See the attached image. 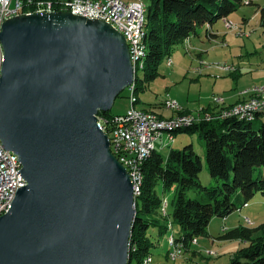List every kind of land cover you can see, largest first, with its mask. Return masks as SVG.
<instances>
[{"label":"water","instance_id":"95a60500","mask_svg":"<svg viewBox=\"0 0 264 264\" xmlns=\"http://www.w3.org/2000/svg\"><path fill=\"white\" fill-rule=\"evenodd\" d=\"M0 41V142L26 182L0 264H129L133 185L98 118L135 81L125 36L61 12L9 19Z\"/></svg>","mask_w":264,"mask_h":264},{"label":"trees","instance_id":"16d2710c","mask_svg":"<svg viewBox=\"0 0 264 264\" xmlns=\"http://www.w3.org/2000/svg\"><path fill=\"white\" fill-rule=\"evenodd\" d=\"M243 5V0H151L147 10V35L144 42L147 54L141 70L145 78L139 77L141 71L136 75L135 107L145 104L139 94L146 92L147 84L161 76L160 67L163 61L171 58L175 47L190 43L193 37L199 35L200 28L213 27L219 21L229 19ZM258 8L261 26L264 27V5ZM207 32L210 37L211 29ZM217 100L216 98L215 101ZM236 107L223 109L218 113L204 110L194 115L183 112L179 106L176 109L178 114L171 118H162L148 110V113L159 119L195 116L191 117L190 123L165 134L172 139L179 134H198L205 142L206 162L215 184H202L200 175L203 160L192 144L182 150L172 148L167 157L155 147L143 166L144 186L142 195L138 198L140 202L136 204L129 264H143L148 256L153 259L156 247L152 234L154 229L158 232L156 238H161L172 229L173 222L169 219L168 210L167 214L165 210L162 212L164 197L159 196V187H162L164 193L176 187L174 220L183 230L180 237L172 234L169 238L170 259L175 248L182 246V256H185L192 245H198L200 238L208 237L213 219H226L236 211H241L258 194L264 197V111L256 113L253 119L224 115L233 112ZM224 110L230 111L222 113ZM98 116L105 122V132L110 134L115 126V119L120 115L111 116L109 111L99 112ZM216 122L220 123L219 127L213 125ZM167 138L163 140L168 144L165 143L162 148L172 143ZM190 192L197 193V198H190ZM223 233L220 240L249 244L238 250L229 264H264L263 224L259 228L238 225ZM207 251L205 255L209 258L219 255L217 252V256L212 257Z\"/></svg>","mask_w":264,"mask_h":264},{"label":"rangeland","instance_id":"374dc122","mask_svg":"<svg viewBox=\"0 0 264 264\" xmlns=\"http://www.w3.org/2000/svg\"><path fill=\"white\" fill-rule=\"evenodd\" d=\"M243 1L244 5L228 19L235 26L234 29H228L224 21H219L214 25L215 31L219 32L218 40L210 41L207 37V28L202 27L198 30L199 35L193 37L190 43L187 42L175 47L171 58L163 61L160 67L162 76L148 83L146 92L139 94L144 100L143 102L165 104L167 101H176L169 99L167 91L171 87L174 89V94H178L179 98L183 100L187 99L189 90H191L192 96L189 99L193 103L202 104L201 108L199 105L196 106L200 112L202 109H208L212 105L213 109L215 108L218 113L223 109L236 107L247 100L252 101L256 97L259 98L260 95L257 96V93L264 89V27L261 26L258 7L264 5V0ZM250 2L252 4H249ZM147 3L151 4V0H147ZM147 16L148 13H146ZM139 77L145 78L144 72L141 71ZM259 87L262 88L256 89ZM130 93L131 91L129 92L126 89L121 97L116 100L113 109L110 111L111 116L126 114L130 108V99H128ZM240 93L242 96H246H243L244 98L238 103L230 105V97H235V95H240ZM248 95L252 97L248 98ZM216 98L218 99L217 101H215ZM206 102L207 105L203 107ZM176 103L179 104L178 101ZM132 105L134 104L132 103ZM166 108L178 112L176 109ZM230 110H224L222 113H227ZM195 114L197 113L195 112ZM213 125L219 127L220 123L216 122ZM184 137H187L185 145H177L175 147L173 144L165 149L157 145L156 148L160 150L163 156L167 157L172 148L182 150L185 146L192 144L195 152L203 160V171L200 175L202 184L204 186H209L211 183L214 185V180L210 177L206 162L205 142L198 134L178 135V139ZM178 139H176L177 142L179 141ZM163 141L158 142V144ZM158 194L160 197H164L162 212L164 213L165 210L167 214L168 210L169 219L173 222V226L161 238H156L158 235L157 229L152 231L156 242V247L153 250L157 259L156 264H195L182 261L181 258L184 255L177 259H174V257L170 259L169 253L167 258L169 248L171 250L169 238L172 234L180 237L183 230L174 220L177 199L176 187L166 193H164L162 187H159ZM188 196L197 198L198 194L190 192ZM137 202H140L139 199ZM217 219V221H222L220 218ZM228 224H240L246 228H259L262 224L264 225V197L258 194L241 211H236L232 214ZM216 228L215 238H219L220 235L224 234L225 229L222 228V224L217 225ZM205 238L202 237L200 240ZM218 242L222 243L220 239H218ZM238 250V248H235V252ZM207 252L209 256H217L215 250Z\"/></svg>","mask_w":264,"mask_h":264},{"label":"built area","instance_id":"2783aa9c","mask_svg":"<svg viewBox=\"0 0 264 264\" xmlns=\"http://www.w3.org/2000/svg\"><path fill=\"white\" fill-rule=\"evenodd\" d=\"M142 5L143 0L129 4L123 0H3L0 1V33L7 20L20 15L70 12L86 19L104 21L121 32L128 42L132 60L138 55L136 39L138 28L142 26ZM224 24L230 27L233 25L228 19ZM4 61V50L0 41V76ZM128 90L130 92V88ZM129 99L130 108L126 114L115 119V126L110 132V142L112 153L127 168L131 179H135L139 153L149 129L156 125H174V120L182 118L176 116L172 119H151L147 112L132 105L131 93ZM173 102L176 101H167L165 104L171 106ZM252 108H264V103L252 105L247 100L240 103L232 113ZM100 126L104 129L101 123ZM163 139L158 138L156 146ZM167 139L169 142L174 141L172 138ZM24 186L26 182L21 174L18 157L7 151L0 142V217L11 210L18 190Z\"/></svg>","mask_w":264,"mask_h":264},{"label":"crops","instance_id":"0c3cea01","mask_svg":"<svg viewBox=\"0 0 264 264\" xmlns=\"http://www.w3.org/2000/svg\"><path fill=\"white\" fill-rule=\"evenodd\" d=\"M123 1L125 3L129 4V3L137 2L138 0H123ZM143 3L146 6V10H148L147 8H148L149 4L147 3V0H143ZM250 4H252V2H250ZM209 28L211 29V34H210V37L207 36L208 39L210 41L218 40L219 39V32L215 31L214 26L213 27H207V31ZM161 76H162V73H161ZM167 93H168V96L170 97L169 99L176 100L179 102L180 106L182 107L183 112H187L190 114L194 113V115H195V112L197 114H200V113H198V112H200V110L198 111L199 108H197L196 106L199 105L201 108L202 104L193 103L190 100L191 96H192L191 90H189V93H188L186 100L179 98L178 94H174V89L172 87L168 88ZM243 96H246V95H243ZM243 96L240 93V95L238 94V95H235V97H230V105L238 103L241 99L244 98ZM207 101H208V99H207ZM144 103L146 105L142 103L141 105H138L137 108L145 110V111L152 110L162 118H171V117L175 116L176 114H178V112L167 109L165 107V104H157V103H151V102H149V103L144 102ZM206 105H207V102L204 104L203 107H205ZM204 110H208L209 112H216V109L215 108L213 109L212 105H210L208 109L207 108L202 109V111H204ZM176 139H178V135L174 137V141L172 143H170L168 145V147H166V148L171 147L173 144L175 147H177V145H185L187 143V137L178 139L179 140L178 142L176 141ZM165 143L168 144L167 141H163L162 143H159L157 145H158V147L162 148ZM162 149H165V148H162ZM174 149H176V148H174ZM177 150H179V148H177ZM230 217H228L226 219H222V221H217L218 220L217 218L213 219L211 224H210V227H209V236L205 239H201V240L199 239L198 245L197 244H195L196 246L192 245L190 250L188 252L186 251L185 256L181 260L186 261V262H192L195 264H229L233 255L237 252V251L235 252V248L236 249L238 248L240 250L241 248H245L249 245L248 243L241 242V241H223V240H221L222 243L225 244V245H223L222 243L218 242V239H220V237L222 235H220L219 238H215V230L217 229L216 228L217 225L222 224V228L225 229V231L231 230L233 228H236L238 225H240V224H237V225L230 224L229 225L228 222L230 220ZM224 242H231V243H224ZM169 250H170V248H169ZM169 250H168V252H169ZM207 250H215L219 254L218 257H216V258L207 257L205 255V251H207ZM207 254H208V252H207ZM156 260H157L156 256L154 255V263L155 264H156Z\"/></svg>","mask_w":264,"mask_h":264},{"label":"bare ground","instance_id":"6f19581e","mask_svg":"<svg viewBox=\"0 0 264 264\" xmlns=\"http://www.w3.org/2000/svg\"><path fill=\"white\" fill-rule=\"evenodd\" d=\"M0 1H3V0H0ZM57 13H61V12H57ZM62 13H65V12H62ZM67 13H70V12H67ZM146 13H147L146 6L143 3L142 8H141L142 26L140 28H138V35H137V39H136V46L138 47V55H136L134 58H132V64H133L135 79H136V75H138L137 73L139 71L143 70L144 60H145V57L147 54V47L144 43L146 35H147ZM34 14H44V13H34ZM20 16H22V15H20ZM17 17H19V16H17ZM226 27L228 29H234L235 28L234 25H232L231 27L230 26H226ZM170 64H171V62H170ZM134 90H135V81H134L133 85L130 87L131 101L133 104L136 102ZM257 96H259V98L256 97L254 100L250 101L249 103H252V105H259V104L264 103V89L262 91H260L259 93H257ZM167 106H168V108H172V109H178L179 108V104L176 102H173V104H171V106H169V104H167ZM233 111H234V109H233ZM260 111H264V108L242 109L241 111H238L236 113L231 112L229 114H224V115H226V116H237V117H240L241 119H253L255 114L260 112ZM148 116H150L151 119H159L156 115H154L152 113H148ZM98 118H99V116H98ZM191 120H192L191 117H185V118H182L179 120H175L174 125H156L153 128L149 129V133L145 139V143L141 149V152L139 153V158H138V163H137V168H136V178L131 179V177H130L132 185H133L135 207L137 206L136 205L137 199L142 195V190H143V186H144V178L145 177H144V173H143V166L146 163V160L150 157L153 149L156 147L157 139L161 138L165 133L170 132V130H172V129L179 128L182 125L190 123ZM100 123L104 127V125H105L104 120L99 118V125H100ZM103 131L105 132V129H103ZM107 135H108L109 140H110V134H107ZM110 147H111V142H110ZM21 170H22V165H21ZM126 170H127V168H126ZM127 172L129 174L128 170H127ZM129 176H130V174H129ZM21 188H23V187H21ZM134 223H135V220H134ZM132 248L133 247H132L131 240H130V251ZM182 254H183V249H182V246H180V248L174 249V252L172 253V258L174 257V259H177L178 257H181ZM211 254H213V253H211ZM152 263H153V259L151 256H148L143 262V264H152Z\"/></svg>","mask_w":264,"mask_h":264}]
</instances>
